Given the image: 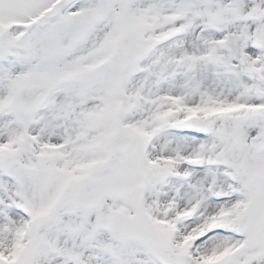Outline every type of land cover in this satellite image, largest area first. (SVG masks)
Listing matches in <instances>:
<instances>
[{
    "label": "snow or ice",
    "instance_id": "1",
    "mask_svg": "<svg viewBox=\"0 0 264 264\" xmlns=\"http://www.w3.org/2000/svg\"><path fill=\"white\" fill-rule=\"evenodd\" d=\"M0 264H264V0H0Z\"/></svg>",
    "mask_w": 264,
    "mask_h": 264
}]
</instances>
